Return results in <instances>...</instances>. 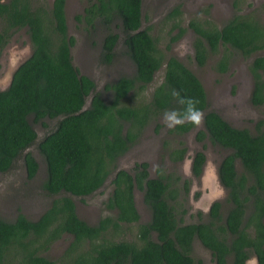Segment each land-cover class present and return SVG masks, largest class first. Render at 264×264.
<instances>
[{"label":"trees","instance_id":"16d2710c","mask_svg":"<svg viewBox=\"0 0 264 264\" xmlns=\"http://www.w3.org/2000/svg\"><path fill=\"white\" fill-rule=\"evenodd\" d=\"M65 3L52 0L50 6H42L34 0H0V56L23 29L31 43L29 57L14 71L8 87L0 90V174L21 163L27 179H33L38 170L36 152L45 167L41 190L53 198L35 221L21 213L11 221L0 218V264H202L191 257L195 239L210 251L214 264H244L250 256L264 264V132L257 129L253 136L207 110L198 78L175 57L164 58L149 29L142 28L141 0H92L75 17L86 33H92L96 24L105 31L97 59L100 66L110 65L118 46L134 66L132 76H121L104 84L102 92L97 90L96 80L72 64L75 41L67 34ZM179 15L175 7L165 20L174 21ZM188 28L194 34L197 67H204L222 50L213 67L217 73L227 72L229 50L247 59L264 48V26L247 16H233L220 28L191 20ZM170 31L176 32L169 37L172 44L185 29L174 22ZM161 67L162 82L142 104L141 94ZM249 70L254 78L251 103L261 106L264 83L258 71L264 70V57H255ZM172 89L199 100L204 121L195 140L207 137L211 144L231 151L218 166L220 184L231 204L225 217L215 202L207 223L183 224L175 214L180 189L174 183L159 174L150 178L144 162L130 172L117 170V160L135 144L150 119L181 108L170 95ZM37 125L43 129L41 135ZM193 128L185 124L168 132L183 136ZM185 153L181 143L169 156L177 162ZM236 161L241 173L235 169ZM203 162V154L195 153L194 175ZM112 174L113 190L104 207L115 211V218L88 225L77 217L72 198L92 195ZM134 190L142 192L150 212L144 224L139 223ZM121 224L136 225V242L105 239ZM66 236L69 243L63 254L48 259L45 255L52 245Z\"/></svg>","mask_w":264,"mask_h":264},{"label":"rangeland","instance_id":"374dc122","mask_svg":"<svg viewBox=\"0 0 264 264\" xmlns=\"http://www.w3.org/2000/svg\"><path fill=\"white\" fill-rule=\"evenodd\" d=\"M6 1V0H3ZM92 0H66L65 17L67 34L75 41L70 50L72 64L83 75L96 80L97 90L102 92L104 84L118 79L121 76H132L134 66L125 56V49L119 47L110 65L100 66L97 62L100 43L105 36L101 26L95 25L92 33H86L83 25L76 22L75 17L83 13V9ZM52 0H34L35 5L45 4L50 6ZM175 7H179L180 16L178 23L185 29L183 36L176 42L169 44L172 20H165L166 15ZM142 28L149 29V34L156 39L157 47L164 58L175 57L186 66L200 81L204 89L208 104L207 110L217 113L227 124L235 129H246L254 133V125L258 120H264V108L254 107L250 103V90L252 88L251 76L248 72L249 63L255 57L264 56V50L246 59L240 54L229 50V62L226 73H217L213 67L222 50L214 57H210L205 66L199 68L193 60L192 42L193 32L188 28V22L196 20L205 21L220 28L233 16H247L264 26V0H141ZM113 32H119L112 29ZM93 42V44H91ZM169 46V49L166 46ZM31 53V43L26 30L15 33L0 56V90L7 88L13 69ZM164 67L155 74L153 82L141 94L142 104L147 103L154 89L162 82ZM264 74V73H263ZM139 103V99L137 100ZM151 117H149L150 119ZM41 135L42 127H34ZM164 126L162 114L152 118L139 131L135 144L129 151L116 162L117 169L128 172L137 163L144 162L148 165L150 178L157 174L173 181L180 188L184 180H189L188 191L184 194L181 190L175 204V214L183 224L203 223L209 217L200 210H209L212 202L220 205V214L225 217L231 208L227 192L220 187L215 174L216 166L221 160L231 154L230 150L222 149L211 144L208 138L202 142L195 140V135L203 131V125L194 127L183 136L169 134ZM185 147L186 154L179 162H173L169 153L180 147ZM206 157V166L198 179H191V158L197 152H202ZM38 170L33 179L26 177V172L21 163L6 174H0V218L5 221L13 220L21 213L28 220L35 221L51 204L53 198L44 194L41 184L45 178V167L42 158L33 153ZM236 171L242 172L239 161L235 162ZM112 176L93 195L85 198H72L77 217L86 224L94 226L99 220L110 217L115 218L116 213L105 209L104 204L111 194ZM200 200L198 201V199ZM134 205L139 214V223L144 224L150 220V212L143 203V194L138 190L133 193ZM198 201V202H197ZM197 202V203H196ZM194 208V209H193ZM201 213L203 215H201ZM136 225L121 224L117 231H109L105 239L109 241L136 242ZM69 239L54 243L46 257L57 260L68 246ZM191 257L202 264H214L211 253L203 248L195 239L192 244ZM249 264H255L250 259Z\"/></svg>","mask_w":264,"mask_h":264},{"label":"clouds","instance_id":"9594fccd","mask_svg":"<svg viewBox=\"0 0 264 264\" xmlns=\"http://www.w3.org/2000/svg\"><path fill=\"white\" fill-rule=\"evenodd\" d=\"M170 95L181 106L179 109H167L162 114V121L169 130H175L185 124L194 127L203 125L204 113L197 107L199 100L193 97L181 96L180 92L172 89Z\"/></svg>","mask_w":264,"mask_h":264},{"label":"flooded vegetation","instance_id":"af4514ba","mask_svg":"<svg viewBox=\"0 0 264 264\" xmlns=\"http://www.w3.org/2000/svg\"><path fill=\"white\" fill-rule=\"evenodd\" d=\"M180 12V11H179ZM180 16V15H179ZM173 22H175V23H177V24H179L178 23V21H177V19H174V21ZM190 22V21H189ZM188 22V23H189ZM188 26V25H187ZM264 50V48L262 49V50H260V51H263ZM260 51H258V52H260ZM257 52V53H258ZM256 54V53H255ZM254 55V54H253ZM251 57V56H250ZM249 57V58H250ZM260 57V56H259ZM261 57H264V56H261ZM248 59V58H247ZM254 60V58L251 60V62L249 63V65L252 63V61ZM1 69H2V64L0 65V72H1ZM248 72H249V74H250V76H251V81H252V88H251V90H250V103H251V94H252V92H253V88H254V78H253V75L250 73V70H249V67H248ZM258 73L260 74V76H261V80H262V82L264 83V70L263 71H258ZM263 92H264V88H263ZM251 105L252 106H254L252 103H251ZM254 107H256V106H254ZM258 107H263L264 108V104L263 105H261V106H257L256 108H258ZM261 122H264V120H258L256 123H255V125H254V133H250L251 135H253V136H256L257 134H258V131H257V129H259L261 132H264V123L261 125ZM200 153H202L203 154V156H204V162H203V164L201 165V167H200V169H201V171H200V173L196 176V175H194L193 173H192V162H193V158H194V156L191 158V165H190V172H191V179L192 180H194V179H198V178H200L201 177V175H202V172H203V169H204V167L206 166V157H205V154L203 153V151L202 152H200ZM186 154V153H185ZM195 155V154H194ZM185 156V155H184ZM222 161V160H221ZM174 162V161H173ZM177 162H179V161H177ZM142 163V162H141ZM137 164H139V163H137ZM220 164V163H219ZM219 164L216 166V168H215V174H216V179H217V181H218V183H219V185H220V187L221 188H223V186L220 184V181H219V178H218V166H219ZM136 165V164H135ZM134 167V166H133ZM235 169H236V164H235ZM117 170H123V169H117ZM147 170H148V168H147ZM132 171V170H131ZM128 172H130V171H128ZM113 175L114 174H112V175H110V176H112V178H113ZM109 176V177H110ZM108 177V178H109ZM107 178V179H108ZM106 179V180H107ZM112 180V179H111ZM106 182V181H105ZM104 182V183H105ZM171 183H174L173 181H170ZM189 183H190V181L189 180H184L183 181V183H182V187L180 188L176 183H174V184H172L173 185V187H177V188H179L180 189V193H181V190L184 192V194L186 193L185 192V188H184V185H186L187 186V191H188V188H189ZM104 185V184H103ZM102 185V186H103ZM112 185V184H111ZM100 189V188H99ZM98 189V190H99ZM224 189V188H223ZM97 190V191H98ZM112 190H113V186H112ZM226 192H227V190L226 189H224ZM96 191V192H97ZM96 192H94V193H96ZM189 192V191H188ZM93 193V194H94ZM111 193H112V191H111ZM92 194V195H93ZM111 195V194H110ZM109 195V196H110ZM91 196V195H90ZM227 196H228V192H227ZM88 197V196H87ZM199 198V197H198ZM200 200V198L198 199V201ZM197 201V202H198ZM196 202V203H197ZM217 202V201H216ZM215 202H212L211 203V205H210V207L208 208L209 210H206V212L205 211H203V210H200L202 213H205V214H207L208 215V217L210 218V210H211V207H212V205L214 204ZM194 209V208H193ZM110 212H115V211H110ZM201 213V215H203ZM177 219H178V217H177ZM179 220V219H178ZM209 221V219L206 221V222H203V223H207ZM262 222H263V225H264V219L262 220ZM191 224H197V223H191ZM204 248V247H203ZM205 250H207L206 248H204ZM208 251V250H207ZM208 252H210V251H208ZM254 258V260H255V264H258V262H257V260H256V258H255V256H250V257H248V259H246L245 260V262H244V264H249V261H250V259H253Z\"/></svg>","mask_w":264,"mask_h":264},{"label":"water","instance_id":"95a60500","mask_svg":"<svg viewBox=\"0 0 264 264\" xmlns=\"http://www.w3.org/2000/svg\"><path fill=\"white\" fill-rule=\"evenodd\" d=\"M25 60H26V59H25ZM25 60H24V61H25ZM24 61H23V62H24ZM23 62H22V63H23ZM22 63H20V64H22ZM20 64H18V65L16 66V68L13 69V71L11 72V75H10V78H9V84H10V82H11V78H12V75H13L14 71L19 67ZM9 84H8V85H9ZM7 87H8V86H7Z\"/></svg>","mask_w":264,"mask_h":264}]
</instances>
